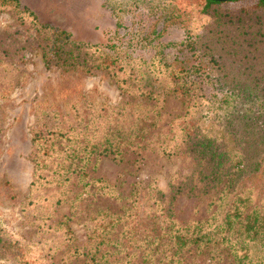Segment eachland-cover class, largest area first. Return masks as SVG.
I'll return each mask as SVG.
<instances>
[{"label": "trees", "instance_id": "16d2710c", "mask_svg": "<svg viewBox=\"0 0 264 264\" xmlns=\"http://www.w3.org/2000/svg\"><path fill=\"white\" fill-rule=\"evenodd\" d=\"M102 4L114 16L144 10L154 20L147 27L139 19L118 21L104 40L89 41L39 21L18 0H0V12L15 20L11 28L0 24V100L21 83L17 65L34 48L46 68L81 76L102 70L122 94L146 100L96 105L80 96L61 108L39 101L24 207L40 212L35 228L47 243L35 255L0 225V262L264 264V0ZM171 26L180 29V41L159 43ZM167 46L176 51L170 61L160 55ZM147 47L154 48L148 59L132 55ZM225 57L248 72L230 75ZM167 92L181 100L176 116L162 108ZM100 156L130 163L132 172L149 158L179 156L191 171L167 192L149 181L133 183L124 197L92 176ZM179 193L203 198L204 216L180 221L172 204ZM64 203L67 215L58 211ZM72 219L85 228L81 246Z\"/></svg>", "mask_w": 264, "mask_h": 264}, {"label": "rangeland", "instance_id": "374dc122", "mask_svg": "<svg viewBox=\"0 0 264 264\" xmlns=\"http://www.w3.org/2000/svg\"><path fill=\"white\" fill-rule=\"evenodd\" d=\"M18 1L34 12L39 21L61 26L71 31L76 38L89 41L104 40L107 32L113 30L118 21L123 26L139 19L143 26L147 27L154 20L144 10H139V14L134 12L114 16L109 8L102 4V0ZM0 24L11 28L15 25L14 17L8 12H0ZM181 38L180 29L171 26L157 40L161 44L166 41L177 43ZM153 53L154 48L147 47L137 48L132 55L148 59ZM24 54L25 61L17 65L19 76H23L21 83L0 100L4 125V132L0 137V225L8 229L14 237L25 242L28 250L36 255L47 242L43 239L44 232L37 233L35 228L40 212L33 210L34 206L24 207V198L28 195L32 171V162L29 159L31 150L29 128L39 101L45 100L43 104L61 108L73 99L81 100L80 96L90 99L96 105L101 102L122 103L124 99L142 103L146 100L122 94L102 70L82 76L61 72L57 68L44 66L39 48H34L33 51L25 49ZM175 54L174 48L167 46L162 49L160 55L165 61H170ZM225 63L227 66L224 70L230 75L240 76L248 72L244 71V68L230 65L227 57ZM260 68L261 66L256 65L253 71L256 72ZM162 101V108L167 114L171 116L180 114L181 100L177 96L167 92ZM130 170V163L116 162L108 156H100L91 174L93 177L104 178L125 197L130 193L133 183L144 186L149 181H154L157 188L167 192L172 183L184 179L190 173L191 167L182 157L174 156L171 159L149 158L137 171ZM106 202L108 201L101 200L99 204L105 205ZM172 204L180 221L202 217L205 214V200L201 197L179 193ZM58 211L67 215V203L61 204ZM68 225L75 237V243L83 245L86 236L84 226L74 219L70 220ZM0 264L7 262L2 261Z\"/></svg>", "mask_w": 264, "mask_h": 264}, {"label": "water", "instance_id": "95a60500", "mask_svg": "<svg viewBox=\"0 0 264 264\" xmlns=\"http://www.w3.org/2000/svg\"><path fill=\"white\" fill-rule=\"evenodd\" d=\"M213 1L226 2V1H230V0H213Z\"/></svg>", "mask_w": 264, "mask_h": 264}]
</instances>
